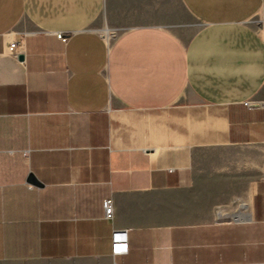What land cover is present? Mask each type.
Wrapping results in <instances>:
<instances>
[{
	"label": "crops",
	"instance_id": "0c3cea01",
	"mask_svg": "<svg viewBox=\"0 0 264 264\" xmlns=\"http://www.w3.org/2000/svg\"><path fill=\"white\" fill-rule=\"evenodd\" d=\"M0 264H264V0H0Z\"/></svg>",
	"mask_w": 264,
	"mask_h": 264
},
{
	"label": "built area",
	"instance_id": "2783aa9c",
	"mask_svg": "<svg viewBox=\"0 0 264 264\" xmlns=\"http://www.w3.org/2000/svg\"><path fill=\"white\" fill-rule=\"evenodd\" d=\"M109 35L103 36L105 37L106 42L109 40ZM57 37L59 39L65 40L64 36L61 33H57ZM18 44L15 41L9 42L7 45L6 49L8 50L9 53L15 54L16 48ZM102 208L104 209V214L106 218H111L113 215V207H112V202L110 199H105L102 203ZM127 231L125 229H114L111 232V244H112V254H122L126 253L128 250V234L126 233ZM117 248H120V251H117Z\"/></svg>",
	"mask_w": 264,
	"mask_h": 264
},
{
	"label": "water",
	"instance_id": "95a60500",
	"mask_svg": "<svg viewBox=\"0 0 264 264\" xmlns=\"http://www.w3.org/2000/svg\"><path fill=\"white\" fill-rule=\"evenodd\" d=\"M27 182H28V184H32V185H40L39 180L34 176L33 173H29L28 178H27Z\"/></svg>",
	"mask_w": 264,
	"mask_h": 264
},
{
	"label": "rangeland",
	"instance_id": "374dc122",
	"mask_svg": "<svg viewBox=\"0 0 264 264\" xmlns=\"http://www.w3.org/2000/svg\"><path fill=\"white\" fill-rule=\"evenodd\" d=\"M109 37H110V40L114 38V36H112V35H110Z\"/></svg>",
	"mask_w": 264,
	"mask_h": 264
},
{
	"label": "snow or ice",
	"instance_id": "6c2138e0",
	"mask_svg": "<svg viewBox=\"0 0 264 264\" xmlns=\"http://www.w3.org/2000/svg\"><path fill=\"white\" fill-rule=\"evenodd\" d=\"M121 249L120 248H117V251H120Z\"/></svg>",
	"mask_w": 264,
	"mask_h": 264
}]
</instances>
